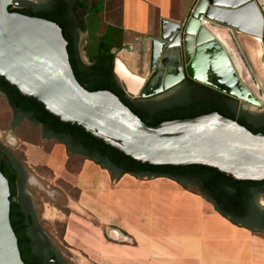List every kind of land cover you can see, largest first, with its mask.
Listing matches in <instances>:
<instances>
[{
	"label": "water",
	"instance_id": "1",
	"mask_svg": "<svg viewBox=\"0 0 264 264\" xmlns=\"http://www.w3.org/2000/svg\"><path fill=\"white\" fill-rule=\"evenodd\" d=\"M47 2L28 5L40 9ZM12 3L0 0V80L18 95L138 164L200 165L233 181L264 180V134L253 133L217 112L154 126L144 123L112 92L83 88L73 74L60 27L42 17L9 11ZM247 3L258 17L256 33L235 22V12ZM215 6L228 12L225 19L209 15L210 7ZM263 25V13L255 0L235 5L196 0L184 22L161 21L159 36L150 40L149 75L136 91H130L126 79L117 72V58L112 71L130 99L157 96L189 78L236 100L237 109L257 108L264 102V88L259 83L260 88L254 91L248 84L257 77L237 32L257 37L264 61ZM25 167L35 187L49 200L71 203L57 185ZM9 203L8 181L0 172V264H25L10 225ZM33 203L40 217L42 204L36 195ZM49 237L75 264H89L79 251Z\"/></svg>",
	"mask_w": 264,
	"mask_h": 264
},
{
	"label": "crops",
	"instance_id": "2",
	"mask_svg": "<svg viewBox=\"0 0 264 264\" xmlns=\"http://www.w3.org/2000/svg\"><path fill=\"white\" fill-rule=\"evenodd\" d=\"M86 1L88 12L84 16V23L87 25L86 18L93 15L95 23L88 26H91L102 39L111 44L120 43L123 46L121 51L127 53H130L131 45L138 42L145 46L148 54L150 40L159 36L161 21L184 22L196 2V0ZM116 58V68L120 72L123 70V61L120 57ZM121 73L128 75L126 71ZM24 116L26 117L22 119L28 118L30 125L41 132L40 124L33 122L29 116ZM22 119L14 127L10 126L11 131L16 132L18 126L22 124ZM16 135L17 140L25 143L21 140V135ZM6 138L8 141L13 140L11 134H7ZM37 143L44 146L47 142L39 138ZM55 149L62 151L64 149L69 156L64 144L55 141L51 150L42 159L41 166H45L53 174L55 166H60L62 170L72 175V179H68L70 183L81 189L78 198L80 204L82 196L87 197L88 210L95 211L93 215H87V219L89 226L96 230L93 237L85 242L89 251L95 254L94 261L97 264H252L247 260L248 257L252 259L262 257L264 252H257V246L252 242L257 239L264 244L262 239L254 235L259 232L231 223L216 210L208 211L206 215H214L217 212L220 215L217 217L220 222L224 223L226 220L230 229L247 235V245L243 247V252L248 256L244 258V263L241 260L237 261L235 255L238 244L233 245L214 233L206 225L203 211L198 215L190 209L192 206L188 208L187 200L185 204L181 201L177 204L172 200L177 194H185L190 200H195V208H198L197 200L187 194V191H179L174 180L165 177L137 178L130 174L115 178L111 177L106 169L86 158L81 160L77 171L71 173L65 166L67 156L57 164L58 160L53 156ZM87 163L94 167L95 173L84 172ZM61 178L64 179L66 176ZM182 218L185 219L183 222ZM173 220L176 222H172Z\"/></svg>",
	"mask_w": 264,
	"mask_h": 264
},
{
	"label": "trees",
	"instance_id": "3",
	"mask_svg": "<svg viewBox=\"0 0 264 264\" xmlns=\"http://www.w3.org/2000/svg\"><path fill=\"white\" fill-rule=\"evenodd\" d=\"M8 10L55 22L66 41L68 60L78 83L88 91L112 92L148 125L154 126L162 121L217 112L235 119L253 133L264 134V115L253 116L244 109H237L236 100L189 78H184L175 87L176 91L162 100L155 101L153 97L142 98L144 104H141L135 99L128 98L112 71L114 54L111 52L110 42L104 39L98 41L96 51L89 58L88 64L82 63L78 56L77 38L79 31L83 29L84 20L79 18L77 11L81 10L84 14L88 12L86 0H48L40 9H34L25 0H13ZM0 91L6 95L14 110L29 116L33 122L45 128L47 138H54L55 141L64 144L69 157L78 156L80 159L92 160L115 178L130 174L137 178L165 177L174 180L184 189L200 194L231 223L246 227L253 232H264V207L257 204V198L264 197V180L233 181L210 167L200 165L179 167L138 164L131 159L121 157L80 129L57 121L37 105L18 95L1 80ZM0 172L9 185V221L17 239L20 257L25 264H30L27 258L31 237L26 230V215L16 198L15 183L18 174L10 171L1 158ZM235 214H240L244 219L236 217Z\"/></svg>",
	"mask_w": 264,
	"mask_h": 264
},
{
	"label": "rangeland",
	"instance_id": "4",
	"mask_svg": "<svg viewBox=\"0 0 264 264\" xmlns=\"http://www.w3.org/2000/svg\"><path fill=\"white\" fill-rule=\"evenodd\" d=\"M27 4H34V5H41L42 3L46 2L47 0H25ZM259 8L262 10L263 18H264V0H255ZM79 18L84 20V12L81 10L77 11ZM94 16H88L86 18L87 25L84 23L83 29L79 31L80 40L78 42V51L80 53L81 58L84 62L89 63V58L94 54L96 51V43L102 39L94 29L88 25H92L94 22ZM109 42V41H106ZM111 52L114 54V58L120 57L123 61V71L126 73L140 76V77H148L149 75V54L145 51V46L136 42L131 45L130 53L121 51L123 46L120 43H112L111 44ZM124 74V73H123ZM176 91V88L162 92L161 94L154 96L152 99L162 100ZM136 101L140 103H144L141 98H135ZM246 111H254L255 108L247 107L244 109ZM13 119V111L8 105V101L6 97L0 93V141L11 151H13L16 155H19L20 158L23 159V163L40 179L49 181L50 183L57 185L63 193L68 197L71 201L68 205H62L58 202H54L49 200L48 196L43 190H38L35 186L33 187L34 190L27 187L29 191H31L34 195H36L42 204V212L40 217H38V222L41 225L42 229L46 231V233L60 242L62 245L67 246L69 248H73L79 251L87 260L89 264H97L95 260V254L89 251L86 242L92 235L94 229L93 227L89 226V219H87V215H93L95 213L94 210L89 211L87 208V197L85 195L82 196L81 204L78 201L80 198L81 189L74 187L70 183V179H72V175H69L62 170L60 166H55L54 174L51 170L47 169L45 166L42 165V159H44L45 154H47L55 141L49 140L44 146H41V143L36 142L40 138V130L36 127H32L30 125V120L28 118L22 119V124L18 126L16 132L13 130L11 131V121ZM11 131V132H10ZM7 134H11L13 140L8 141L6 138ZM16 134L21 137V140L25 141V143H21L19 140L16 139ZM28 137V138H25ZM32 143V144H30ZM20 144V146H18ZM60 147L63 148L61 145ZM56 150V149H55ZM54 158L58 160L57 164H60L64 158L67 159L65 161V166L67 170L71 173L77 171L78 167L81 164V160L78 156L69 157L66 151L56 150L54 151ZM58 157V158H57ZM37 164V165H34ZM66 176V178H61V176ZM69 179V180H68ZM179 191L182 190L187 191L191 197L197 200L199 212H196L200 215L203 211L205 214L207 211H214L212 204L209 203L205 198H203L200 194L194 193L189 189H184L178 183L175 185ZM182 195V196H181ZM176 198V199H175ZM184 198V199H183ZM171 200V199H170ZM172 200L175 203L179 201L187 200L188 208L190 206L196 207L193 202L195 200H190L188 196L185 194H177ZM89 202V201H88ZM83 203V204H82ZM257 203L260 206L264 207V197L259 196L257 198ZM193 204V205H192ZM192 207L190 209H192ZM203 213V214H204ZM204 214V215H205ZM218 214V213H217ZM219 215V214H218ZM220 216V215H219ZM226 220H224L225 222ZM257 237L264 241V233L259 232L255 233ZM93 237V236H92ZM263 243L262 241H260ZM264 245V244H263ZM259 246H257L258 248ZM79 248V249H78ZM260 248V247H259ZM65 259L69 262V264H75L69 256H67L61 249H59ZM264 255V254H263ZM264 259V257H261Z\"/></svg>",
	"mask_w": 264,
	"mask_h": 264
},
{
	"label": "bare ground",
	"instance_id": "5",
	"mask_svg": "<svg viewBox=\"0 0 264 264\" xmlns=\"http://www.w3.org/2000/svg\"><path fill=\"white\" fill-rule=\"evenodd\" d=\"M219 1L221 3L224 4H228V5H235L236 3H240L243 0H216ZM209 15L211 16H217L220 17L221 19H225L224 17H227L228 12H224V9H222V7L220 8L219 6H215V7H210L209 11H208ZM235 22L241 27L246 29L248 32L250 33H256L257 32V28H258V17L257 14L251 10L250 8V4L247 3V5H245L244 7L240 8L238 11L235 12ZM237 35L239 36V41L242 45V47L244 48L245 52L248 55L249 60L251 61L252 67L254 69V72L256 73V77L255 79H250L248 81V84L250 85V87L254 90L257 91V88H260V84L262 85V87L264 88V83H261V80H264V61L262 59V55H263V50L260 46L259 40L257 39V37L252 36V35H243L240 34L239 32H237ZM202 37V34L200 35ZM219 36L224 38V34L223 33H219ZM117 72L123 76L128 84V88L130 91H136L137 87L139 86L140 82L144 79L143 77L140 76H134V75H127V74H122L121 72L118 71V69L116 68ZM245 79V77H244ZM260 83V84H259ZM84 172L87 174H93L96 172V170L94 169V167L87 163L85 168H84ZM150 186V185H149ZM150 188V187H149ZM127 193V192H126ZM141 193V192H140ZM177 194V193H176ZM182 196V195H181ZM176 199V198H175ZM184 199V198H183ZM183 202V201H181ZM194 203V202H193ZM178 204V203H177ZM193 205V204H192ZM193 212H199L196 208L192 207ZM110 211V210H109ZM111 212V211H110ZM210 212V211H209ZM208 213V211H207ZM107 215H109V213H107ZM199 215V214H198ZM215 215V216H214ZM205 214L203 215L204 217V221L206 223V225L216 234L222 236L224 238L225 241L235 245L238 244L237 250H236V255H235V259H237V261L240 260L244 263L245 261V257H247L248 255L245 256L244 252H243V247L246 246L247 244V235L245 236V234L243 232H237L236 230L230 229L226 224V222H220L217 217H220L217 212H215V214ZM167 217V216H166ZM169 219V218H168ZM184 218L181 219V221ZM185 220V219H184ZM171 221V219L169 220ZM180 222V220H178ZM165 222H168L165 220ZM172 222H176L175 220H173ZM183 222V221H182ZM187 222V221H185ZM169 223V222H168ZM171 223V222H170ZM177 224V223H176ZM191 224V222H190ZM194 225V224H193ZM172 226V225H171ZM175 226V225H174ZM129 228V227H128ZM186 228V227H185ZM180 230V229H179ZM168 231V230H167ZM193 231V230H192ZM164 232V231H163ZM173 232V231H172ZM175 232V231H174ZM177 232V231H176ZM181 232V231H180ZM178 237V236H177ZM253 240V239H252ZM215 241V240H214ZM201 242V241H200ZM255 243L256 246H259L257 248V252L261 251L264 252V245L263 243H261L259 240L255 239L254 241H252ZM212 243V242H211ZM250 243V242H248ZM207 246V245H206ZM209 246V245H208ZM212 246V245H211ZM254 246V245H253ZM248 247V246H247ZM202 248V247H201ZM251 250V249H250ZM247 251V250H246ZM217 253V252H216ZM221 253V252H220ZM219 253V254H220ZM248 253V251H247ZM250 253V251H249ZM264 254V253H263ZM203 255V253H202ZM254 255V254H253ZM219 256V255H218ZM250 256V255H249ZM203 257V256H202ZM208 257V256H207ZM214 257V256H213ZM228 257V256H227ZM232 257V256H231ZM262 257H264V255H262ZM222 259V258H221ZM229 259V258H228ZM232 259V258H231ZM213 260V258H212ZM211 260V261H212ZM220 260V259H219ZM227 260V259H226ZM247 260L249 262H251L253 264H261L262 262H264V259H262L261 257H256V258H250L248 257ZM210 261V260H209ZM218 261V260H217ZM236 261V260H235ZM238 262V263H239ZM250 264V263H249Z\"/></svg>",
	"mask_w": 264,
	"mask_h": 264
},
{
	"label": "flooded vegetation",
	"instance_id": "6",
	"mask_svg": "<svg viewBox=\"0 0 264 264\" xmlns=\"http://www.w3.org/2000/svg\"><path fill=\"white\" fill-rule=\"evenodd\" d=\"M261 39L264 45V25ZM79 40L80 36L78 34L77 43L79 42ZM78 56L82 63L88 64L83 61L79 51ZM261 83H264V80H261ZM174 87L164 92H167L173 89ZM0 93L6 97V95L1 91ZM8 105L13 111V119L11 121V126L14 127L23 117L26 116H24L20 111L14 110L10 106L9 101ZM249 113L253 116L264 115V102L259 107L255 108L254 111H249ZM45 133L46 129L41 126L40 138H42L45 142H48V140L51 139L55 140L54 138H47L45 136ZM0 146V158L6 163L10 171L16 172L18 174L17 182L15 183L16 198L19 200L20 207L26 215V230L31 237L30 252H28L29 254L27 259L30 261V264H69V262L63 256L62 252L57 248V246L53 243L46 231L42 229L41 225L38 222L36 207L33 203L34 194L27 189L28 187L31 190H34L33 187L35 186V180L23 164V159L20 158L19 155H16L13 151L8 149L1 141ZM235 216L244 219V217L240 216V214H235Z\"/></svg>",
	"mask_w": 264,
	"mask_h": 264
}]
</instances>
